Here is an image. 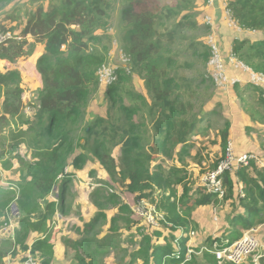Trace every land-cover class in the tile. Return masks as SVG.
I'll return each mask as SVG.
<instances>
[{"label":"trees","instance_id":"obj_1","mask_svg":"<svg viewBox=\"0 0 264 264\" xmlns=\"http://www.w3.org/2000/svg\"><path fill=\"white\" fill-rule=\"evenodd\" d=\"M198 1L123 0L121 49L128 65L114 69L111 82L102 86L101 73L115 40L110 32L113 0H49V4L40 2L27 16L17 12L13 0H0V33L11 31L21 37L0 45V131L11 132L15 138L22 130L28 148L32 147L31 158L18 157L20 190L16 203L20 227L16 237L23 249L27 248L29 232L46 234L47 222L53 215L65 213L66 193L74 174L66 173V168L72 164L74 170H79L92 157L113 182L132 193L136 200L152 198L158 188L183 184L181 200L170 202L164 197L161 204L158 202L159 208L167 209V218L175 226L170 235L161 240L163 231L145 234L142 247L132 254V260L144 257V264H151L152 257L154 264L179 262L167 257L174 250L176 228L182 226L188 233L198 227L193 212L220 200L216 194L206 192L205 187L192 191L188 179H183L187 170L182 154L192 147L191 138L204 134L216 115L215 110L205 107L214 97L218 82L208 70L214 50L195 33L202 31L206 35L209 31L198 21ZM208 2L203 0L205 5ZM225 2L231 20L236 21L240 30L264 31V0ZM36 44L44 49L36 61L43 87L37 91L39 105L31 117L24 111L20 72L1 71V62L26 58L32 53L30 46ZM230 56L264 76V39L237 38L232 42ZM194 72L197 75H186ZM135 76L142 80L147 94L134 90ZM253 86L259 92L257 101L262 110L250 115L253 121L264 125V89ZM203 91L209 92L210 97L202 103ZM100 92L104 95L101 104L107 105L106 116L89 111L90 102ZM225 124L221 132L222 157L213 169L224 160L228 149L230 122ZM20 142L12 147L17 148ZM117 147L121 152L115 157ZM261 147L264 150V130ZM76 149L81 152L75 154ZM169 154H174L172 159L179 160L183 167L173 164L165 169L161 164L153 165L161 155ZM233 172L225 171L222 175L225 200L232 207L230 228L225 236L230 243L241 238L245 231L264 224V167L251 159L248 165H240ZM56 189L59 199L53 200L50 196ZM13 192L0 187V196L9 197L7 202L14 198ZM106 200L118 206L122 213L119 219L130 228L136 224L130 217L132 208L117 194L110 192ZM101 212L86 224L87 230L95 228L97 217H105ZM165 224L167 221L163 220L159 226ZM156 238L158 242L154 243ZM189 239V234L178 238L180 251L187 249ZM68 243L75 249L94 245L108 252L102 241L95 245L92 239L85 238ZM7 246L4 242L0 245V264H4L9 253ZM53 248L47 237L38 238L32 245V251L42 255L40 264H51ZM205 255L217 262L214 256ZM185 264L198 263L193 259Z\"/></svg>","mask_w":264,"mask_h":264},{"label":"rangeland","instance_id":"obj_2","mask_svg":"<svg viewBox=\"0 0 264 264\" xmlns=\"http://www.w3.org/2000/svg\"><path fill=\"white\" fill-rule=\"evenodd\" d=\"M217 1L218 0H209L207 5L203 3V0L196 3L198 21L202 26H207L209 31L206 35L203 34L202 31L195 32L198 39L202 38V40L210 46L214 45L217 50L216 60L218 65L221 64L222 66V73H220L221 69L213 62L209 63L208 70L214 74L216 78H226L225 82L217 79L218 83L215 95L205 105L210 111L215 110L216 115H213L212 125H210L204 134H198L191 138L190 143L192 147L182 154L184 165L179 162V160L176 161L172 159L174 154L161 155L153 162V165L161 164L163 167H166L165 169L172 167L173 164H176L178 167L184 166L187 170V177L184 174L183 179H188L187 183L192 187V191L197 188H204L202 178L205 177L207 172L213 170L214 164L222 157L221 132L226 128V121L230 122L228 148H232L236 154L253 152L256 158L252 160H255L260 167H264V150L261 147L264 125L253 121L250 115V112L258 113L262 110V105L257 101L259 92L256 91L253 85H257L264 89V84L261 80L262 83L254 78V75L260 74L236 62L230 56L232 41L237 38L250 41L264 39V31L243 32L238 29L236 21L230 20L229 17L227 27H223L221 30H218V32L215 31V17L218 15V12L221 15L223 14V11L218 9L219 3H217ZM40 2L49 4V0H13L14 5L17 6V12L23 16H27ZM113 3L114 9L110 22V32L114 35L115 40L110 48L109 60L101 73L103 75L101 80L102 86L108 84L111 78L109 74H113L114 69L122 66L126 67L128 65L121 49L122 32L120 17L123 0H113ZM226 15L228 16V12ZM216 36L219 40H216ZM29 40L33 42V39L29 38ZM218 42H220V44ZM41 48V44H36L35 47L30 46V51H32V53L26 58H21L13 63L2 60L1 71H19V66H23L28 70L31 66V62L27 63L26 60L37 56ZM215 49L213 50L215 51ZM7 62L9 63L6 64ZM3 65L5 66L4 68ZM186 75L195 76L197 74L194 72L186 73ZM38 80L42 81L40 74L36 76V82ZM31 82L32 79L29 83ZM33 82H35V78ZM133 86L135 91L147 94L144 83L137 76L133 78ZM33 87L34 89L31 88V86L24 88V94L25 91L33 92L30 98L27 99L24 110L26 115L31 117H34V113L37 111L35 106L39 105V102L36 100L38 89L35 85H33ZM42 87H40L39 90L42 89ZM203 95L204 96L200 97L202 103L210 97L209 92L206 91H203ZM102 96L104 95L100 92L98 97L90 102L89 111L106 116L107 111L105 106L107 105L101 104ZM30 102L32 106H30ZM126 103H129L128 99H126ZM200 105L201 104L196 108V112L199 110ZM22 127V125L19 126L17 130ZM11 128L13 127L11 126ZM12 130L16 131L15 129ZM21 131H18V136L15 138L12 137L10 134L11 132L7 133V131H0V187L2 189L4 188V190L14 191L13 193H15L13 194L15 199L13 198L11 201L9 200V202H7L9 198L7 195L0 196V209L3 206V211L0 212V221H2L0 225V245H2L3 242L7 243V249L9 251L8 255L4 258V264H24L30 256L34 258L36 264H40L42 255L38 251L34 253L32 251V245L41 237H47L48 242L54 247L51 264H144V257L132 260V254L142 247L143 236L145 234L151 235L154 230L163 231L161 240L164 235H170L175 226L173 222L170 219L169 221L167 218V209L164 208L163 210L159 208L158 202L161 204L164 197L169 198L170 202L174 199L181 200L183 184H171L166 189L158 188L153 194V197L148 198L151 203L157 205L158 211L163 215L167 224L157 226L156 229L144 222L134 219L132 213L130 217L132 220L136 221V224L132 225L131 229H129V225L124 223L122 219H119L122 213L118 206L108 202L106 198L110 193L109 189H112L113 192L111 193L117 194L122 202L130 206L129 203L132 202L133 194L113 182L101 164L90 157L87 159V163L79 170H74L72 164L66 168V173L74 174H72V181L66 193L65 202L67 205L65 207V213L57 212L53 215L47 222L48 232L46 234L37 232V236L33 238L32 243H30V240L34 234L33 232H29L26 238L27 248L23 249L19 245L16 237V231L20 227V216L19 213L13 210V206H17V194L20 190V187L17 185L20 172V161L18 157L21 156V158L24 157L25 159L31 158L32 147L28 148L29 145L27 141H25L27 137L24 132ZM20 141H22V143ZM18 142H20L18 144L20 146L13 148L12 144H17ZM178 151L182 150L178 148ZM80 152V149H76L75 154ZM120 152L121 148L117 147L113 155L118 157ZM250 162L251 160L249 163ZM3 164H6L5 167H3ZM238 168L239 167H236V169ZM1 172H4L6 175H1ZM13 172L17 174V176L13 175ZM239 190L240 186L237 184L236 191ZM97 191H100V194H95ZM205 191L207 192V190ZM225 196V193L223 197L217 195L220 199L219 202L205 207H199L195 212L194 219L197 220L198 227L192 229L196 232V235L193 238L190 237L188 244H191L193 247H198L202 243L210 244L214 241L220 242L222 239H226L225 236L230 228L229 222L232 207L229 202H226ZM50 197L53 200L59 199L57 189L54 190ZM101 211L104 213L105 217H97L98 220L95 228L87 230L86 224ZM213 212H215V216ZM113 219H117V221H113ZM181 230L183 231L182 226L176 228L174 232L175 237L181 235ZM189 233L190 231L188 233L183 231L182 234L186 236ZM85 238L92 239L95 245H97L98 241L106 243L108 252H104L103 250L100 251L101 249L96 248L94 245L75 249L71 246L72 243H68L69 241L75 242ZM209 238L210 241L207 243ZM157 242L158 239H154V243ZM160 243H163V241ZM152 258L150 261L151 264H154L155 262ZM194 259L198 264H219L218 262L214 263L210 261V259H207L205 254L197 255ZM167 263L165 262L164 264Z\"/></svg>","mask_w":264,"mask_h":264},{"label":"built area","instance_id":"obj_3","mask_svg":"<svg viewBox=\"0 0 264 264\" xmlns=\"http://www.w3.org/2000/svg\"><path fill=\"white\" fill-rule=\"evenodd\" d=\"M16 38L21 39L19 36H14L13 32L8 31L6 33H0V45L4 43L6 40ZM213 49L215 46L212 45ZM215 56L211 60L221 69L222 73V66L221 64L218 65L216 60V52L215 49ZM216 66V67H217ZM111 78L109 79L108 83L111 82L113 79L112 73L109 74ZM217 75L219 76L218 72ZM101 74V80H102ZM222 76V75H221ZM254 78L264 84V76L263 75H254ZM219 81L223 80L226 81V78H217ZM262 82H261V81ZM253 158H256V155L253 153H242L236 154L232 148H228L225 158L223 161L220 162L216 169L207 172L204 178H202L203 185L205 189L209 193H213L218 195L219 197H223L225 193V189L223 187L222 175L225 171L233 172L236 167L240 165H247L249 161ZM110 192H113L112 189H109ZM130 207L132 208L133 218L144 222L145 224L156 228L159 226L160 222L164 220V217L158 211L157 205H154L149 201L148 198H141L136 200L133 197L132 202L129 203ZM182 231V230H181ZM258 231L257 228H253L251 230L245 231L241 238L230 243L228 239H222L220 242L214 241L210 244H200L198 247H193L191 244H188L187 249L185 251H180L178 249L176 252L172 254V257L176 260H182L183 262L191 260L194 256L200 255L202 253H208L215 257L219 264H244L248 258L253 257L254 261L257 263L261 256L258 254L259 249L264 247V238L261 244L256 232ZM189 232V231H188ZM190 237L193 238L196 235L195 231H190ZM208 243V242H207ZM24 264H36V261L33 257H28Z\"/></svg>","mask_w":264,"mask_h":264},{"label":"crops","instance_id":"obj_4","mask_svg":"<svg viewBox=\"0 0 264 264\" xmlns=\"http://www.w3.org/2000/svg\"><path fill=\"white\" fill-rule=\"evenodd\" d=\"M217 3H219L218 9H221L223 11V14L221 15L218 12V15H216L215 17V31L218 32V30H221L223 27H227V21H228V17L231 20L229 14L228 16L227 14V7H226V2L225 0H218ZM238 27V26H237ZM239 29V28H238ZM243 31V30H241ZM244 32V31H243ZM217 35V33H216ZM216 40H219V38H217L216 36ZM233 42V41H232ZM220 44V42H218ZM44 51L43 47L41 48V51L39 52V54L37 56H35L34 58L31 57L28 60H26L27 63L31 62V66L29 67L28 70H26L23 66H19V71L21 72V76H22V87L23 88H27L28 86H31V88L34 89L33 85H35V87L39 90L40 87L43 86L42 81L38 80L36 82V76H39V73L36 69V62L37 58L39 57V55ZM31 60V61H30ZM34 60V61H33ZM9 62H7L6 64H8ZM5 66L3 65V68ZM35 78V82H33V79ZM32 79V82H30V80ZM40 81V82H39ZM33 94L32 91H25V94L23 96V99L25 101V103L27 102V99L30 98V96ZM251 153V152H248ZM253 153V152H252ZM256 154V153H255ZM1 175L5 176L6 174L4 172H1ZM13 175H16L13 172ZM133 197H135L133 195ZM207 206V205H205ZM205 206H200V207H205ZM199 208H197L194 212H193V218H194V214L195 212L198 210ZM214 216H215V212H213ZM195 221L197 222V220L195 219ZM129 229H131L130 227H128ZM258 229V231L256 232L258 239L260 240L261 244H262V240L264 238V224L260 225L258 227H256ZM262 231V232H260ZM178 233V232H177ZM34 236L31 238L30 243H32V240L35 236H37V232H33ZM258 254L261 256V258L259 259V261L256 263L253 259V257L248 258V260L244 263V264H264V247L261 246V248L258 251Z\"/></svg>","mask_w":264,"mask_h":264},{"label":"bare ground","instance_id":"obj_5","mask_svg":"<svg viewBox=\"0 0 264 264\" xmlns=\"http://www.w3.org/2000/svg\"><path fill=\"white\" fill-rule=\"evenodd\" d=\"M133 213V212H132ZM163 221V220H162ZM183 233V231L181 232V235H179V236H177V238L175 239V241H174V250H173V252L170 254V255H168L167 257L169 258V259H174L173 257H172V254L174 253V252H176L178 249H180V243H179V240H178V238L179 237H182V236H184L185 234H182ZM202 254H206V253H202ZM202 254H200V255H202ZM197 256V255H196ZM196 256H194L191 260H189V261H185V262H183L182 260H178L179 262H177V263H173V264H185V263H188V262H191ZM167 264H171V262H169V263H167Z\"/></svg>","mask_w":264,"mask_h":264},{"label":"water","instance_id":"obj_6","mask_svg":"<svg viewBox=\"0 0 264 264\" xmlns=\"http://www.w3.org/2000/svg\"><path fill=\"white\" fill-rule=\"evenodd\" d=\"M13 210L16 212V213H19L18 211V207L16 205L13 206Z\"/></svg>","mask_w":264,"mask_h":264}]
</instances>
